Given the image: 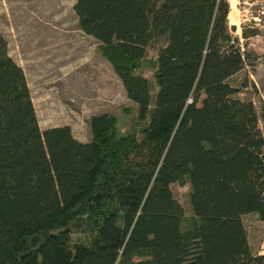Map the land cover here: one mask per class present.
Masks as SVG:
<instances>
[{"label":"trees","instance_id":"obj_1","mask_svg":"<svg viewBox=\"0 0 264 264\" xmlns=\"http://www.w3.org/2000/svg\"><path fill=\"white\" fill-rule=\"evenodd\" d=\"M73 9L147 120L137 133L92 114L88 141L68 125L41 129L0 31V264H264L242 222L264 221V114L234 96L247 81L232 82L259 55L241 49L228 0ZM186 178L185 226L170 185Z\"/></svg>","mask_w":264,"mask_h":264},{"label":"rangeland","instance_id":"obj_2","mask_svg":"<svg viewBox=\"0 0 264 264\" xmlns=\"http://www.w3.org/2000/svg\"><path fill=\"white\" fill-rule=\"evenodd\" d=\"M228 25L234 27L241 49L246 46L259 55L254 65L233 77V83L247 81L234 96L251 100L257 114H264V0H228ZM74 0H0V31L7 41L8 54L22 68L38 124L41 129L68 125L80 141L90 139L88 119L108 112L116 116L121 131L139 133L146 120H140L138 106L131 101L112 66L97 50L98 41L78 26ZM256 33L248 38L243 32ZM159 43L150 46L155 55ZM150 76L149 71L142 73ZM242 85V84H241ZM153 103L155 85L150 80ZM262 124V122L260 121ZM188 223L192 215L190 184L170 185ZM242 222L254 252H264V221L253 213Z\"/></svg>","mask_w":264,"mask_h":264}]
</instances>
